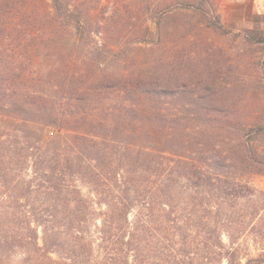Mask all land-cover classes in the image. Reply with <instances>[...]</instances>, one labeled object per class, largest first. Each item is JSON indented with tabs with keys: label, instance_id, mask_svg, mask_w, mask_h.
Returning a JSON list of instances; mask_svg holds the SVG:
<instances>
[{
	"label": "rangeland",
	"instance_id": "obj_1",
	"mask_svg": "<svg viewBox=\"0 0 264 264\" xmlns=\"http://www.w3.org/2000/svg\"><path fill=\"white\" fill-rule=\"evenodd\" d=\"M0 51L62 170L0 177V264H263L264 0H0ZM210 155L245 197L184 187Z\"/></svg>",
	"mask_w": 264,
	"mask_h": 264
},
{
	"label": "trees",
	"instance_id": "obj_2",
	"mask_svg": "<svg viewBox=\"0 0 264 264\" xmlns=\"http://www.w3.org/2000/svg\"><path fill=\"white\" fill-rule=\"evenodd\" d=\"M55 1V0H54ZM3 52L0 51V116L12 118L11 111H19L23 113H33L37 108V98L33 93L27 92L23 86V81L20 77L13 76L8 79L6 76L16 71L14 66H6L3 62ZM37 99V100H36ZM25 117V116H22ZM37 122L33 118H23L21 124L22 129L7 128L0 133V177L5 178L10 174H26L30 172L34 175L37 173L62 171L60 166L51 167L48 163L54 162L60 165V161L53 159L61 153L59 150L49 147L50 142L45 141L41 135L35 131L33 125ZM16 125V123H15ZM79 139H85L83 136H77ZM58 152V153H57ZM201 151L200 153H204ZM144 154L152 156L155 154L152 151H144ZM52 155L53 158L50 157ZM207 154H204V156ZM175 159V158H173ZM172 158L166 155L159 154L156 160L150 159L146 162L147 169H153L154 174L160 175L169 167V162H173ZM178 165L183 171L182 181L184 187L194 188L198 193H203L205 196L214 195L216 191L224 195L226 198L239 199L245 197V186L235 184L227 179L228 166L225 162L218 163L212 155L208 158L192 159L190 157L176 158ZM91 161V160H90ZM214 162V163H213ZM92 162H89V164ZM221 167L223 174L214 171ZM62 168V167H61ZM149 171V170H147ZM227 173V175L225 174ZM26 236L29 242L26 245H35L37 242V232L30 225ZM2 245H7V238L4 239ZM261 258L263 260H261ZM260 262L264 264V250L260 256Z\"/></svg>",
	"mask_w": 264,
	"mask_h": 264
}]
</instances>
